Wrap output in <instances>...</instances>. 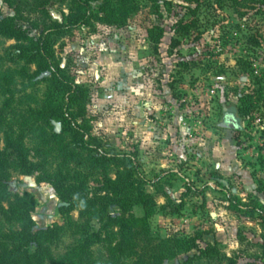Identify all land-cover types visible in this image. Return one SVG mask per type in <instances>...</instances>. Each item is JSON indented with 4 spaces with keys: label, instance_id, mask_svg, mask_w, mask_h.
<instances>
[{
    "label": "rangeland",
    "instance_id": "obj_1",
    "mask_svg": "<svg viewBox=\"0 0 264 264\" xmlns=\"http://www.w3.org/2000/svg\"><path fill=\"white\" fill-rule=\"evenodd\" d=\"M138 0L140 10L123 27L95 23L61 39L55 56L77 82L90 91L91 134L107 149L135 154L141 172L154 182L145 190L155 206L146 213L135 205L131 214L146 218L151 234L160 239H195L198 245L164 264H264V231L258 216L246 218L230 209V196L243 203L264 194V100L255 115L239 113V99L254 75L264 87V4L239 0ZM32 18L44 15L28 0ZM70 0H49L47 18L65 20ZM264 3V0H262ZM247 3V5H246ZM245 6V7H243ZM26 13V14H27ZM0 0V19L14 15ZM195 25L191 35L173 47L175 26ZM165 27L158 43L149 30ZM255 40V41H254ZM17 42L0 34V146L7 138L21 140L30 160L44 172L84 181L90 190L101 184L104 171L92 166L85 151L76 149L62 123L39 119L49 72L19 58ZM244 59L247 67H240ZM231 113L226 123L225 115ZM115 178L114 169L108 171ZM41 173L25 176L11 169L12 192L35 200L37 230L59 227L51 253L59 262L83 238L79 209L62 215L64 205L54 186L38 182ZM189 182L190 187L186 184ZM110 214L120 215L117 207ZM106 219L92 221L94 239L88 258L77 264H134L114 252L119 229H104ZM19 225L0 216V235ZM213 246L209 255L200 249ZM79 262V263H78ZM82 262V261H81Z\"/></svg>",
    "mask_w": 264,
    "mask_h": 264
},
{
    "label": "trees",
    "instance_id": "obj_2",
    "mask_svg": "<svg viewBox=\"0 0 264 264\" xmlns=\"http://www.w3.org/2000/svg\"><path fill=\"white\" fill-rule=\"evenodd\" d=\"M3 1L14 9L15 14L0 19V34L17 42L15 49L19 58L29 64H35L36 75L50 73L44 105L35 111L37 117L47 122L52 119L60 121L63 132L71 136L75 148L85 151L92 166L104 171V177L98 187L90 190L84 181L71 182L62 172L50 176L43 171L42 164L30 160L21 140L9 136L4 149L0 146V216L7 222H16L19 228L0 235V264H77L76 258L83 263L88 258L94 239L99 237L91 226L92 221L97 218L106 219L104 229L107 232L116 227L119 229L114 252L123 258H133L134 264H164L166 260L179 258L197 249L195 239L154 237L146 218L131 214L135 205H143L146 213L150 214V209L155 206V199L145 187L154 185V182L141 172L135 154L107 149L91 134L90 91L77 82L67 68L60 65L54 52L61 39L82 27L95 23L117 27L127 25L140 10L138 0H70L68 14L63 21L47 18L45 7L49 0H34L35 11L44 15L38 18H32V15L27 13L28 0ZM160 1L152 0L156 11L161 9ZM187 1L191 5H199L204 0ZM244 1L264 4L262 0ZM193 29L194 24L179 21L175 26L173 47H178L180 39L189 37ZM165 32L164 26L156 25L149 30V39L159 43ZM239 66L247 67V62L242 58L239 60ZM247 71L252 76V85L239 99V113L244 117L255 115L258 105L264 100L262 81L254 75L253 69ZM230 117L231 113H226V123ZM11 169L20 171L25 176L41 173L38 182L52 184L64 203L60 207L62 215L70 216L74 210L79 209L83 220V238L79 246L66 254L63 262L54 259L50 249V244L58 237L60 228L57 226L46 230L36 229L32 217L36 207L35 200L30 194L21 196L11 191L8 185ZM110 169H114L115 178L108 173ZM186 184L190 187L188 181ZM260 185L259 192L264 194V182ZM229 202L230 209L243 217L258 216L264 231V201L256 197L248 203H243L237 196H230ZM113 207L119 208L121 214L111 215L110 209ZM213 250L215 251L211 245L200 249L201 253L206 255ZM179 264H191V259ZM227 264H237V261L235 258H229Z\"/></svg>",
    "mask_w": 264,
    "mask_h": 264
}]
</instances>
